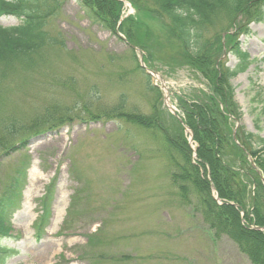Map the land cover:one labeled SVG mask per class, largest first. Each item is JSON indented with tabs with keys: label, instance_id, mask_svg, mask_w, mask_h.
<instances>
[{
	"label": "rangeland",
	"instance_id": "1",
	"mask_svg": "<svg viewBox=\"0 0 264 264\" xmlns=\"http://www.w3.org/2000/svg\"><path fill=\"white\" fill-rule=\"evenodd\" d=\"M127 7V13L134 12ZM19 22L15 16L0 19L4 26ZM249 30L239 40L252 64L232 84L243 113L240 125L257 134V120L264 121V23L254 22ZM50 32L65 47L50 52L49 66L6 82L8 112L19 121L54 103L72 107L77 99L92 97L95 86L100 109L118 105L122 96L128 113L151 115L156 105L161 125L175 134L163 90L184 116L177 96L205 89L203 78L185 65L160 58L150 64L147 53L135 51L122 33L92 23L76 0H65ZM142 56L164 82L159 99L147 90L146 71L137 69ZM223 60L229 68L237 63L231 54ZM65 81L73 82V92L59 87ZM152 134L123 120L86 124L74 118L58 131L29 138L21 152L0 151V197L15 170L28 166L22 198L15 199L21 206L11 213V237L4 241L18 255L7 264H251L233 241L215 238L201 215L182 205L162 135L156 140ZM260 135L264 138V131ZM44 197L49 222L38 235Z\"/></svg>",
	"mask_w": 264,
	"mask_h": 264
},
{
	"label": "trees",
	"instance_id": "2",
	"mask_svg": "<svg viewBox=\"0 0 264 264\" xmlns=\"http://www.w3.org/2000/svg\"><path fill=\"white\" fill-rule=\"evenodd\" d=\"M76 1L92 23L114 35L122 33L128 43L146 52L150 64L157 58L172 65L178 62L204 79L207 91L195 98L178 97L196 143V158L174 117L177 129L171 134L161 125L156 105L151 115L128 113L122 96L118 105L100 109V91L95 86L91 99H77L72 107L54 103L22 121L8 112L7 80L42 72L49 66L50 52L65 47L59 35L50 32L65 0H0V19L15 16L20 21L15 26L0 23V151L5 156L23 151L29 138L58 131L74 118L86 124L102 119L127 121L153 133L156 140L159 133L170 180L182 205L200 214L215 238L233 241L251 264H264V232L253 228H264V138L242 126L236 128L243 113L231 82L252 63L239 38L250 34L251 23H264V0H130L136 13L124 20L121 1ZM225 53L237 59L233 69L223 60ZM147 78L148 92L159 99V88ZM58 85L67 94L73 92L72 81ZM262 124L260 120L255 124L259 132L264 130ZM27 167L15 170L0 197V264L18 255L3 242L10 237L8 221L27 183ZM48 222L49 215L39 219L38 235Z\"/></svg>",
	"mask_w": 264,
	"mask_h": 264
},
{
	"label": "water",
	"instance_id": "3",
	"mask_svg": "<svg viewBox=\"0 0 264 264\" xmlns=\"http://www.w3.org/2000/svg\"><path fill=\"white\" fill-rule=\"evenodd\" d=\"M137 51L139 50V49H136ZM140 66L142 67V68H146V66L144 65V63H143V61H142V59L140 60ZM256 230H261V228H256Z\"/></svg>",
	"mask_w": 264,
	"mask_h": 264
}]
</instances>
